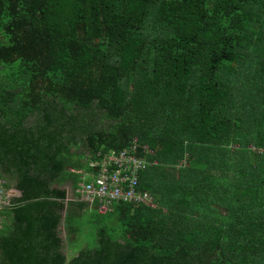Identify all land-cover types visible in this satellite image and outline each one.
I'll use <instances>...</instances> for the list:
<instances>
[{"label":"trees","instance_id":"16d2710c","mask_svg":"<svg viewBox=\"0 0 264 264\" xmlns=\"http://www.w3.org/2000/svg\"><path fill=\"white\" fill-rule=\"evenodd\" d=\"M50 2L0 0V264H264V0ZM133 139L155 207L98 212Z\"/></svg>","mask_w":264,"mask_h":264},{"label":"built area","instance_id":"2783aa9c","mask_svg":"<svg viewBox=\"0 0 264 264\" xmlns=\"http://www.w3.org/2000/svg\"><path fill=\"white\" fill-rule=\"evenodd\" d=\"M137 141L133 139L128 148L122 150L109 149L99 154L93 161L95 173H86L87 182H81L78 188L79 199L84 203L95 204L98 212L111 210L112 204L127 203L133 206L144 205L154 208L152 195L139 187L140 173L151 165L146 157L136 153ZM142 150H149L141 145ZM3 195L0 190V205Z\"/></svg>","mask_w":264,"mask_h":264},{"label":"rangeland","instance_id":"374dc122","mask_svg":"<svg viewBox=\"0 0 264 264\" xmlns=\"http://www.w3.org/2000/svg\"><path fill=\"white\" fill-rule=\"evenodd\" d=\"M49 8L52 9L55 13H59V15L61 16L65 11L66 12L68 11L69 0H53V2H50ZM59 15L58 14L49 15V21H54L59 17ZM3 194H4L3 195V204H4L6 202L7 195L9 194L15 195L18 194V192L11 189H4ZM87 225L88 227L83 228L79 235L76 236L71 235L70 237L67 236V238L65 239V244H66L65 251L67 253H76L78 248L81 247L82 244H86L87 242L93 241L94 239L93 229H95V226L93 225V223L92 224L87 223ZM75 237H77V239Z\"/></svg>","mask_w":264,"mask_h":264},{"label":"crops","instance_id":"0c3cea01","mask_svg":"<svg viewBox=\"0 0 264 264\" xmlns=\"http://www.w3.org/2000/svg\"><path fill=\"white\" fill-rule=\"evenodd\" d=\"M71 170H74L73 168H70ZM81 172V171H80Z\"/></svg>","mask_w":264,"mask_h":264},{"label":"bare ground","instance_id":"6f19581e","mask_svg":"<svg viewBox=\"0 0 264 264\" xmlns=\"http://www.w3.org/2000/svg\"><path fill=\"white\" fill-rule=\"evenodd\" d=\"M137 149V148H136ZM138 149H140V148H138ZM138 151V150H137Z\"/></svg>","mask_w":264,"mask_h":264},{"label":"water","instance_id":"95a60500","mask_svg":"<svg viewBox=\"0 0 264 264\" xmlns=\"http://www.w3.org/2000/svg\"><path fill=\"white\" fill-rule=\"evenodd\" d=\"M18 194H19V192H18Z\"/></svg>","mask_w":264,"mask_h":264}]
</instances>
